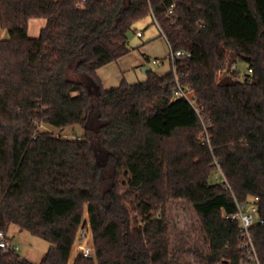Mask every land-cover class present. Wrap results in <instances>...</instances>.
<instances>
[{
	"label": "trees",
	"instance_id": "1",
	"mask_svg": "<svg viewBox=\"0 0 264 264\" xmlns=\"http://www.w3.org/2000/svg\"><path fill=\"white\" fill-rule=\"evenodd\" d=\"M82 1L0 0V232L17 225L50 243L40 264H69L88 213L95 257L73 264L193 253L240 264V224L226 216L254 202L264 264V0ZM148 17L184 53L177 74L105 90L97 71L131 52L129 33ZM35 18L47 20L36 39ZM177 82L192 102L173 100ZM174 201L198 217L193 246L170 237ZM0 264L33 263L0 248Z\"/></svg>",
	"mask_w": 264,
	"mask_h": 264
},
{
	"label": "rangeland",
	"instance_id": "2",
	"mask_svg": "<svg viewBox=\"0 0 264 264\" xmlns=\"http://www.w3.org/2000/svg\"><path fill=\"white\" fill-rule=\"evenodd\" d=\"M152 17L137 23L129 33V46L131 52L116 62H113L97 71V75L105 90L119 87L123 83L136 84L145 82L148 79V71L159 76H164L171 71L170 47L160 30L154 24ZM47 26V20L41 18L29 21L27 34L30 38H39L41 31ZM141 32L142 37L137 33ZM8 32L0 27V39L8 38ZM159 61L160 64H154ZM243 66V65H242ZM147 69L148 71L144 70ZM220 77V75H219ZM44 130L51 131L57 136L72 139L84 138L86 128L80 125L69 127L60 131L50 125H44ZM105 163V162H103ZM220 175H214L213 182L219 179ZM128 187V179H125V187ZM170 215V237L177 242L185 238L192 246L203 238L198 223V217L191 207L184 201H174L169 207ZM85 219L89 221L88 213ZM139 225L142 224L138 216ZM90 245L94 247L92 232H89ZM10 248L17 251L21 258L33 263L40 264L50 248V243L33 236L28 231L22 230L17 225H11L6 235ZM78 237L75 241L69 264H73L78 254ZM181 264H199L195 253L184 255Z\"/></svg>",
	"mask_w": 264,
	"mask_h": 264
},
{
	"label": "built area",
	"instance_id": "3",
	"mask_svg": "<svg viewBox=\"0 0 264 264\" xmlns=\"http://www.w3.org/2000/svg\"><path fill=\"white\" fill-rule=\"evenodd\" d=\"M86 1L87 0H83L81 6ZM173 7L174 5L172 6V9ZM170 13L172 14L173 11L171 10ZM155 24L158 26L156 21ZM159 29L162 34L163 32L160 27ZM137 35L138 37L143 36L141 32L137 33ZM168 45L170 47L169 57L171 62V69L173 73L176 75L177 74L176 62L184 56V53H176L173 51L169 43ZM153 63L160 64L159 61H154ZM181 98L187 99L188 101L192 102L191 93L177 82V86L173 90V100H178ZM220 175L223 178V181L226 182L225 176L222 171H220ZM227 188H229L228 185ZM226 218L232 221H236L240 224V249L242 251V260L240 264H263L258 255L251 233L252 229L262 222L258 206L254 202L248 204L237 203V212L234 215L226 216ZM90 231H91L90 223L86 222L80 227L77 236L78 253H81L85 258L88 259H92L95 257L94 247L91 246L89 242ZM0 248L3 249L4 251H8L9 249H11L6 235L2 232H0Z\"/></svg>",
	"mask_w": 264,
	"mask_h": 264
},
{
	"label": "crops",
	"instance_id": "4",
	"mask_svg": "<svg viewBox=\"0 0 264 264\" xmlns=\"http://www.w3.org/2000/svg\"><path fill=\"white\" fill-rule=\"evenodd\" d=\"M153 21H154V19H152ZM154 24H155V21H154ZM157 26V25H156ZM158 27V26H157ZM158 29H159V27H158ZM160 30V29H159ZM139 33V32H138ZM161 33V32H160ZM144 70H146V71H148L146 68L144 69Z\"/></svg>",
	"mask_w": 264,
	"mask_h": 264
}]
</instances>
